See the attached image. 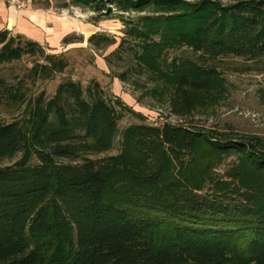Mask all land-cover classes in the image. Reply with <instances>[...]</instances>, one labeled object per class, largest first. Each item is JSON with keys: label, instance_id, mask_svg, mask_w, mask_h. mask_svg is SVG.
I'll return each instance as SVG.
<instances>
[{"label": "trees", "instance_id": "obj_1", "mask_svg": "<svg viewBox=\"0 0 264 264\" xmlns=\"http://www.w3.org/2000/svg\"><path fill=\"white\" fill-rule=\"evenodd\" d=\"M68 1L146 13L127 22L117 49L134 42L127 49L152 93L179 119L228 96L215 61L264 60V0ZM183 47L196 58L167 56ZM23 58L31 66L16 82L0 76V112H18L0 118V164L9 162L0 166V264H264V139L145 123L93 79H63L51 97L33 92L67 58L1 30L0 64ZM126 114L141 122L120 131ZM118 136L119 151L99 157Z\"/></svg>", "mask_w": 264, "mask_h": 264}, {"label": "rangeland", "instance_id": "obj_2", "mask_svg": "<svg viewBox=\"0 0 264 264\" xmlns=\"http://www.w3.org/2000/svg\"><path fill=\"white\" fill-rule=\"evenodd\" d=\"M220 1L228 4L234 0ZM67 3L69 5L65 6ZM6 4L16 10L26 8L37 11L43 20L40 28L45 33L51 29L50 34H45L47 40L43 46L49 53L64 54L69 62L63 74H57L51 80L32 86L33 92L43 89L47 97H51L63 79L79 81L84 87L93 79L98 81L108 94L120 97L134 111L141 113L145 123H183L219 132L256 135L264 139V102L259 92L264 89V60L254 62L226 57L215 61L230 83L228 96L214 107L179 119L171 114L167 97L159 98L152 93L154 82L151 76L137 67L132 53L127 49L134 42L125 40L123 47L117 49L121 39L126 37L127 22L146 15L145 12H123L114 5H109L110 11H102L105 14H99L90 6L74 5L68 0H6ZM91 36L94 37L92 42L89 41ZM65 37L69 38L68 42L63 41ZM103 38L113 40L114 43L106 47L100 46L102 43L94 45V41ZM167 56L196 58V54L185 47L167 51ZM30 66L31 61L28 58L0 64V76L13 83ZM17 113L12 108H3L0 118L9 120ZM140 122L139 118L126 114L119 121L120 131L130 124ZM119 144L118 136L113 149L99 157L117 153ZM7 163L9 162L4 161L0 166ZM229 164L230 160H227L219 171L222 172Z\"/></svg>", "mask_w": 264, "mask_h": 264}, {"label": "crops", "instance_id": "obj_3", "mask_svg": "<svg viewBox=\"0 0 264 264\" xmlns=\"http://www.w3.org/2000/svg\"><path fill=\"white\" fill-rule=\"evenodd\" d=\"M42 25L43 20L37 11L33 12L26 8L16 10L6 4V0H0V31L7 29L12 34H22L44 45L43 43L47 40L45 34L47 32L50 34L51 29L47 28L48 31L45 33L40 28Z\"/></svg>", "mask_w": 264, "mask_h": 264}]
</instances>
